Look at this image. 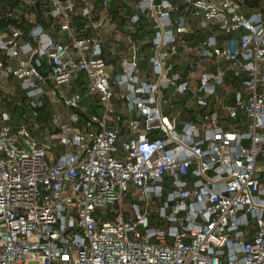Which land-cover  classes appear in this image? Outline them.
Listing matches in <instances>:
<instances>
[{"label":"built area","instance_id":"1","mask_svg":"<svg viewBox=\"0 0 264 264\" xmlns=\"http://www.w3.org/2000/svg\"><path fill=\"white\" fill-rule=\"evenodd\" d=\"M43 2L0 31V264H264V0Z\"/></svg>","mask_w":264,"mask_h":264},{"label":"trees","instance_id":"2","mask_svg":"<svg viewBox=\"0 0 264 264\" xmlns=\"http://www.w3.org/2000/svg\"><path fill=\"white\" fill-rule=\"evenodd\" d=\"M19 2L20 0H0V31L15 27L22 31L24 38H27L31 26L42 25L48 31L53 29L52 21L44 18L43 11L47 10V4L43 0H34V5L27 9V15L23 17H17L13 13Z\"/></svg>","mask_w":264,"mask_h":264},{"label":"rangeland","instance_id":"3","mask_svg":"<svg viewBox=\"0 0 264 264\" xmlns=\"http://www.w3.org/2000/svg\"><path fill=\"white\" fill-rule=\"evenodd\" d=\"M127 204H130V201L129 200L127 201Z\"/></svg>","mask_w":264,"mask_h":264}]
</instances>
